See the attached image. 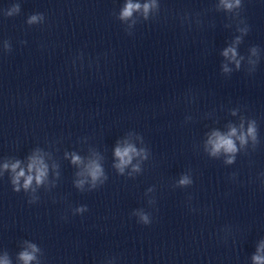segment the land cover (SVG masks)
I'll use <instances>...</instances> for the list:
<instances>
[{"label": "water", "instance_id": "1", "mask_svg": "<svg viewBox=\"0 0 264 264\" xmlns=\"http://www.w3.org/2000/svg\"><path fill=\"white\" fill-rule=\"evenodd\" d=\"M75 264H264V81L157 171Z\"/></svg>", "mask_w": 264, "mask_h": 264}, {"label": "clouds", "instance_id": "2", "mask_svg": "<svg viewBox=\"0 0 264 264\" xmlns=\"http://www.w3.org/2000/svg\"><path fill=\"white\" fill-rule=\"evenodd\" d=\"M138 7H139V5H132V4H129V5L127 6V8L125 9L123 15H124V16H128V15H130L132 9H134V8H138ZM145 8H147V5L145 6ZM228 51H231V52L233 53V56L235 55L234 50L229 49ZM228 51H226L224 54H225V55H228ZM222 143L225 144V145H227L228 148H231V143H230V141H222ZM219 146H220V145H217V147H219ZM118 154H119V152H118ZM182 182H183V181H182ZM23 258H24L26 261L29 260V259H31V257L28 256L27 254H25ZM257 259H259V258L257 257Z\"/></svg>", "mask_w": 264, "mask_h": 264}]
</instances>
